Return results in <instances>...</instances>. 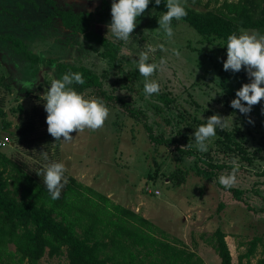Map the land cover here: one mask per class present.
<instances>
[{"label": "rangeland", "instance_id": "1", "mask_svg": "<svg viewBox=\"0 0 264 264\" xmlns=\"http://www.w3.org/2000/svg\"><path fill=\"white\" fill-rule=\"evenodd\" d=\"M56 3L65 10L95 12L101 0H56ZM53 12L46 0H0V37H9L0 39V143H3L0 149L33 168L44 160L43 145L33 148L20 145L16 133L26 120V111L37 108L47 115L44 94L53 80L60 79L50 67H43L33 76L32 64L14 48L16 38L33 53L83 65L100 74L109 94L146 112L155 131L174 141L154 146L143 123L107 106L110 115L103 127L73 132L70 142L55 141L50 152L53 160H48L64 163L65 174L149 219L170 241L182 240L206 264H221L206 239L222 228L228 235L226 240L234 264H240L239 256L247 250L248 242L255 236L264 237V213H254L248 208V205L256 209L264 207V176L259 175L264 171V99L247 115L231 107L236 92L244 83L251 82L246 70L225 71V43L200 36L183 20L172 21L175 35L168 39L157 29L163 13L154 9L139 17L140 23L129 41L107 37L122 45L120 67L101 56V46L63 28L59 19L46 23ZM99 18L93 17L90 29L106 36V26L112 17L106 16L102 21ZM149 49H153L149 62L159 63L164 58L167 64L151 78L159 82V94L146 98L137 59L140 52ZM174 50L179 52L178 56ZM82 94L87 99L98 98L91 90ZM217 113L229 116L228 127L223 131L217 129L208 151L202 153L192 136L195 128ZM225 134L231 135L233 143L224 140ZM189 142L192 146L186 147ZM234 143L246 154L236 150ZM234 158L239 169L232 188L245 191L242 198L246 203L219 187L215 178L198 172V168H206L200 159L232 165ZM231 172L232 169H225L219 177ZM260 251L252 264H256ZM40 264H68L66 250L59 257L46 255Z\"/></svg>", "mask_w": 264, "mask_h": 264}, {"label": "trees", "instance_id": "2", "mask_svg": "<svg viewBox=\"0 0 264 264\" xmlns=\"http://www.w3.org/2000/svg\"><path fill=\"white\" fill-rule=\"evenodd\" d=\"M46 2L54 11L46 23L59 19L63 28L81 34L88 43L98 44L103 48L101 56L104 59L122 67L119 58L121 43L112 42L90 29L94 16L99 15L102 21L111 15L113 0H101L95 12L65 10L57 6L56 0ZM186 7L188 14L181 20L202 37L221 40L225 48L227 36L234 32L239 34L241 28L264 34V0H224L222 3L219 0H187ZM150 9L161 13L167 11L164 0L159 6L151 0L146 11ZM5 38L9 37H0ZM13 43L18 53L32 64L33 76L43 67L54 69L60 78L69 72L82 73L85 83H74L72 87L76 91L84 93L91 90L106 106L118 108L130 118L139 120L154 146L174 143L164 133L155 131L146 112L117 95L109 94L102 76L92 69L33 53L27 44L16 38ZM25 113L26 120L17 129V143L26 144L28 148L43 145L42 150L49 154V160H53L50 152L54 149L55 139L47 131V115L37 108ZM224 140L233 143L230 134H225ZM234 145L236 150L246 154V150L237 143ZM49 160L37 162L33 168L26 161L13 159L0 149V264H40L46 255L59 257L64 249L68 264H206L182 240L170 241L165 232L149 219L115 203L72 175L65 174L68 182L60 197L53 200L43 177L37 174L45 164L52 163ZM200 161L206 165V168H198L200 174L215 178L219 187L246 203L242 198L244 190L225 188L219 183L220 172L231 170L232 165ZM259 175L264 176V171ZM248 208L254 213H264V207L256 209L248 205ZM227 237L219 227L206 240L219 256L221 264H234ZM247 245V250L239 256V262L247 260V264H251L260 247L264 253V237L255 236ZM256 264H264V256Z\"/></svg>", "mask_w": 264, "mask_h": 264}, {"label": "clouds", "instance_id": "3", "mask_svg": "<svg viewBox=\"0 0 264 264\" xmlns=\"http://www.w3.org/2000/svg\"><path fill=\"white\" fill-rule=\"evenodd\" d=\"M167 11H164L158 19V30H162L168 39L174 35L172 21H177L187 16V0H164ZM151 0H113L111 5V22L106 26L108 32L106 38L112 36L120 41L130 40L141 17L149 8ZM162 0H155L159 6ZM227 59L223 63L225 71L238 73L246 70L250 83H244L236 92V98L231 101V107L241 114H249L253 106L264 99V34L241 28L227 36L226 42ZM161 50L167 51L163 45ZM153 49L140 52L137 59L138 71L144 77V93L146 98L153 94H159L161 87L158 81L151 79L157 70L163 71L167 60L162 58L159 63L149 62V52ZM175 51V50H174ZM178 56L179 52L175 51ZM83 85L85 80L79 72H69L60 79L52 81L45 95V111L47 112L46 123L48 133L55 141L70 142L73 132L79 133L85 129L92 131L104 126L110 115V109L99 98L87 99L76 91L73 84ZM228 117L220 114L210 116L205 124L195 128V146L200 152H207L209 142L217 135V129L223 131L228 127ZM249 123H253L249 119ZM189 144L186 147H191ZM185 147H182V149ZM42 158L47 161V152H42ZM232 172L219 177V183L225 188L235 186L239 164L237 159L231 161ZM66 167L62 162L45 164L37 174L43 177L47 191L53 200L58 199L62 189L68 182L65 176Z\"/></svg>", "mask_w": 264, "mask_h": 264}, {"label": "crops", "instance_id": "4", "mask_svg": "<svg viewBox=\"0 0 264 264\" xmlns=\"http://www.w3.org/2000/svg\"><path fill=\"white\" fill-rule=\"evenodd\" d=\"M227 243H228V242H227ZM228 245H229V244H228ZM229 248H230V247H229ZM242 248H243V247H242ZM230 250H231V249H230ZM259 251H260V250H259ZM259 251H258V252H259ZM258 252H257V254H258ZM231 253H232V252H231ZM260 253H261V254H260V257H261V256H264V253H262V249H261ZM232 256H233V255H232ZM256 256H257V255H256ZM260 257H259V258H260ZM255 258H256V257H255ZM255 258H253V259L251 260V264H252V262L254 263ZM259 258H258V259H259ZM258 259H257V260H258ZM233 263H234V260H233ZM239 263H240V262H239ZM240 264H247V260H243Z\"/></svg>", "mask_w": 264, "mask_h": 264}, {"label": "built area", "instance_id": "5", "mask_svg": "<svg viewBox=\"0 0 264 264\" xmlns=\"http://www.w3.org/2000/svg\"><path fill=\"white\" fill-rule=\"evenodd\" d=\"M3 143H0V145H2ZM150 190V189H149ZM151 191V190H150ZM153 193V192H152ZM156 193H159V192H156Z\"/></svg>", "mask_w": 264, "mask_h": 264}]
</instances>
